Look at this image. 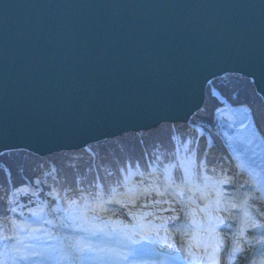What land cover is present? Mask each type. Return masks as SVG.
<instances>
[{
	"label": "water",
	"instance_id": "1",
	"mask_svg": "<svg viewBox=\"0 0 264 264\" xmlns=\"http://www.w3.org/2000/svg\"><path fill=\"white\" fill-rule=\"evenodd\" d=\"M227 76L264 102V0H0V157L187 124Z\"/></svg>",
	"mask_w": 264,
	"mask_h": 264
},
{
	"label": "trees",
	"instance_id": "2",
	"mask_svg": "<svg viewBox=\"0 0 264 264\" xmlns=\"http://www.w3.org/2000/svg\"><path fill=\"white\" fill-rule=\"evenodd\" d=\"M213 85L235 105H246L252 109V112L257 120L258 125L264 132V103L262 99L256 94L253 85L244 78L238 76H228L223 80H216ZM220 103L211 96L210 89H208V100L201 113L194 117L193 122L197 123H214V114L216 108ZM173 127L165 125L154 130L151 133H142L140 135H126L123 138L107 141L99 145L93 146L96 154L92 157L86 151L83 152H70L55 155L49 158L40 159L26 152H13L6 154L0 158V209L4 204L9 190L13 187L16 188L21 185H26L27 180L31 181L35 186L36 180H41L39 186L42 187V193L39 196L49 201V207L52 215L59 222L60 226L64 229L72 227V222L68 220L64 209L58 202V199L53 200L50 195L52 187L49 185V180L60 182L64 186H74L76 183H83L81 180H93L94 170L92 164L97 166L99 174L105 179L111 178L112 170L117 171L118 177H122L124 171L129 164H143L146 155L156 156L160 149L162 151H169L173 146L170 139ZM181 133L185 135L195 136V132L189 125L180 127ZM216 137L217 145L210 148L208 151V159L211 162L219 161L223 167L231 166L221 155V152H226L223 147V142L219 137ZM206 148L205 137L201 138L200 143V157L203 156L204 149ZM49 161L55 163L57 169L56 179L52 176L44 180L45 169L49 166ZM8 168L11 176L5 170ZM47 170V169H46ZM11 178L12 183L9 181ZM85 182V181H84ZM13 185V186H12ZM76 190V187L74 188ZM78 191V190H77ZM20 198L24 202H30L34 196L28 190L27 194L20 191ZM255 211V207L251 211ZM254 216L260 217L258 214ZM66 243L72 244L73 237L63 234Z\"/></svg>",
	"mask_w": 264,
	"mask_h": 264
},
{
	"label": "snow or ice",
	"instance_id": "3",
	"mask_svg": "<svg viewBox=\"0 0 264 264\" xmlns=\"http://www.w3.org/2000/svg\"><path fill=\"white\" fill-rule=\"evenodd\" d=\"M167 171V169H165V172ZM183 180V178H181ZM42 181L41 180H36V184L39 185L41 184ZM241 187H244V184L240 185ZM253 187L256 188L257 191H264V189H261L260 186L258 184H253V185H248V191L246 193H244L243 195H238L237 196V200H238V207L240 208L241 212L243 213V216L240 217V221L242 225H247L249 223H251V226L253 228L255 227H264V223H257L256 220L252 217L250 210L253 209L254 205H257V200L258 198L254 195L252 189ZM20 191L24 192L27 194L28 190L25 189H20ZM68 191H75L73 189H69ZM83 191V190H80ZM117 189L116 188H112L111 192L112 193H116ZM37 192H32L31 195H37ZM50 195L52 196V199L55 200L57 198H62L61 197V193L57 188H52ZM67 196V192H65V197ZM102 197H103V192L99 191L95 194V206L96 207H103V201H102ZM251 201V203H250ZM66 202H68L69 204V209H71L73 206H75L77 204V201L75 200H66ZM108 203H112L113 199H109L107 201ZM11 203V201H10ZM46 207V205H45ZM11 211L15 212L16 209L12 208L10 209ZM168 211H173V209H167ZM43 211V208L40 209V212ZM222 211V210H221ZM255 211L257 212V214L259 216H261L262 218H264V200H260L258 206L255 208ZM31 215L33 217H35L36 219L33 220V223H38L41 219V216L39 214V212L33 211L31 213ZM176 220H179L180 217L177 216L175 217ZM47 223H51L50 221H45ZM137 223H139V221H137ZM14 224V222H13ZM133 227H136V225H133ZM141 227H143L141 225ZM220 227L219 224V219L217 218L215 221H208L207 222V227L205 229H203L208 235L209 237H213L215 236L216 242L214 245L210 244L209 247L212 248V252L210 254L207 253L206 250V256H207V264H220V260L217 258V254L218 251L223 247V238H221L219 236V233L216 232V229ZM186 226L185 225H179L176 228V231L178 233H183L185 231ZM19 230L20 232H25L27 231V225H21L19 226ZM41 231V229H31V231L29 232V234L26 237L21 238V236L19 235H15V236H5L4 238L6 240H12L15 239L16 243L11 245V246H6L4 248L3 251H0V264H5V261L11 260L13 262L17 261V260H29L31 259V255L26 254L24 252V249H28V248H32V245H28L24 243L25 239H39V237L33 236L31 233L34 232H39ZM99 231H103V229H100ZM245 231L244 227H241L237 233H234L233 235V245L231 246V251L227 252L226 254L229 256V264H232V260L237 256V255H243L244 253V248L241 245V240L243 239V232ZM95 234V233H93ZM119 243V242H118ZM134 243H138L137 241H134ZM69 249H77L78 252H92L93 249L91 247H86V246H81L80 244H69L68 245ZM125 247H128L127 245H125ZM106 250L104 248H100L99 252H105ZM113 254H118L116 253L115 249L111 250ZM133 254V250L129 248V251L127 253H120L118 254L120 256L121 259H127L128 255ZM32 255H37V256H43V253L41 252H33ZM60 259H67L68 255L66 254H61V256L59 257ZM102 258V257H101ZM201 264H204V261L201 260Z\"/></svg>",
	"mask_w": 264,
	"mask_h": 264
},
{
	"label": "bare ground",
	"instance_id": "4",
	"mask_svg": "<svg viewBox=\"0 0 264 264\" xmlns=\"http://www.w3.org/2000/svg\"><path fill=\"white\" fill-rule=\"evenodd\" d=\"M230 120H228L227 124L224 126V131L225 133L228 135L229 137V142H230V146L233 149L234 153L236 154V156H239V160L240 162L247 167L250 172L255 175V176H259L260 180H262L264 182V143L262 141V139L260 138V136L257 134V132L254 130V128L252 127V124L249 123L250 117L249 114L246 111H238L234 114H232V116L230 115ZM246 124H248L246 126ZM165 124L155 128L154 130L163 127ZM167 125H171L174 126L173 124H167ZM159 151H161V148L159 149ZM161 154H163L164 152H160ZM198 156V153H195ZM193 164L194 166L197 164V160H193ZM205 176L207 177H211L213 175V173L211 172L210 169H205ZM160 171V170H159ZM196 173V171H195ZM154 177L151 176H145L146 180H152ZM129 184H130V192H128L127 194H125L123 197H120L116 203H112L114 204L115 207L113 208H107L106 206H104L103 208L100 209V211L104 212V213H114L115 216L120 215V217H125L127 218V216H132L135 217L137 215V211H135L133 208L137 205V204H143V209L145 210L148 207H150V204H148V202L151 200V198H153V196L157 199V200H168V206L166 207V209H175L177 206V203H175L176 205L173 204V197L170 191L163 189L161 191H158L157 194H153L152 193H148V192H144L143 187L140 189L136 183V180L134 177H131L129 180ZM132 187L134 189H136V191L132 190ZM21 188H17V189H13L14 192H20ZM200 199L203 198V196H199ZM10 200V199H9ZM9 200L7 201L8 203V207L10 209V207L12 205H14L15 203L13 202V200H11V203H9ZM138 201L137 203H134V201ZM111 204V205H112ZM160 207V206H159ZM125 208L131 209L132 210V214L130 215H125L121 210H124ZM161 208V207H160ZM237 208L238 205H237ZM240 209V208H239ZM240 212V211H239ZM4 219H0V221H3ZM96 222H100L102 223V219L100 218H96L95 219ZM233 221V220H232ZM231 221V222H232ZM229 222L227 223V225H232V223ZM96 229L100 228V227H96L94 226ZM1 232V230H0ZM249 247H254L252 245H250ZM102 248V247H101ZM250 250V249H249ZM47 252H49L50 254H52L53 252H55V249H48ZM247 253H243V255H238L241 256L242 258H246ZM249 256V255H248ZM249 258V257H248ZM249 260V259H248ZM248 262L245 261L244 264ZM51 264H61V259H54L53 262H51Z\"/></svg>",
	"mask_w": 264,
	"mask_h": 264
},
{
	"label": "rangeland",
	"instance_id": "5",
	"mask_svg": "<svg viewBox=\"0 0 264 264\" xmlns=\"http://www.w3.org/2000/svg\"><path fill=\"white\" fill-rule=\"evenodd\" d=\"M225 110V109H224ZM221 112V111H220ZM218 113V115H217V119H219L220 120V129H222V131H223V127H224V125L225 124H227L226 122L228 121V117L227 116H223V117H221L222 116V113ZM228 138V137H227ZM251 232H252V234H254L256 237L254 238V239H252V243H253V245L254 246H258L259 245V243L258 242H260V240L261 239H263L264 237H257V236H259L258 234H256V232L255 231H252L251 230ZM248 234H250V232H248ZM247 234V235H248ZM244 239H246L247 240V242L245 243V245L246 246H249L248 244L250 243V240L248 239V236H246ZM255 242V243H254ZM248 243V244H247ZM251 252H252V250H251ZM251 252H249V253H251ZM9 261V260H8ZM240 262H242V261H244V259H240L239 260ZM67 263H69V264H72L71 262H67ZM94 264H96V263H94Z\"/></svg>",
	"mask_w": 264,
	"mask_h": 264
}]
</instances>
